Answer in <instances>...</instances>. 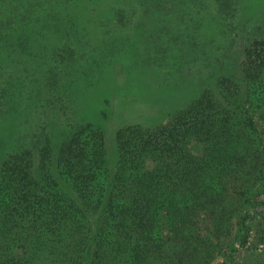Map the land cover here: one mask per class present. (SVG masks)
Wrapping results in <instances>:
<instances>
[{"label": "rangeland", "instance_id": "rangeland-1", "mask_svg": "<svg viewBox=\"0 0 264 264\" xmlns=\"http://www.w3.org/2000/svg\"><path fill=\"white\" fill-rule=\"evenodd\" d=\"M108 5L127 10L130 22L110 27ZM52 8V24L33 22L30 54L15 55L10 39L0 37V161L18 139L32 148L26 157L32 169L14 180L45 165L65 183L58 175L61 149L69 132L89 122L105 136L113 175L116 132L139 121L178 133L179 147L165 148L169 174L192 169L189 178L166 184L161 201L116 196L112 205L84 207L86 231H73L74 245L86 243L78 252L83 260L74 255L77 264H264V0H84ZM113 32L118 48L142 54L96 57L101 38ZM173 32L180 38L173 40ZM74 48L83 56L73 57ZM120 66L130 70L128 99L113 94ZM104 74L105 82L95 83ZM205 160L214 163V180L198 184L196 196V164ZM22 184L32 189L29 179ZM76 194L63 199L71 214H57L56 226L77 220L74 206H83V198ZM143 207L145 214H134ZM15 215L24 223L32 218ZM142 223L148 240L137 242ZM55 224L45 223L40 237H49ZM96 227L103 250L95 258L89 245ZM20 241L24 257L32 258L31 245Z\"/></svg>", "mask_w": 264, "mask_h": 264}, {"label": "trees", "instance_id": "trees-1", "mask_svg": "<svg viewBox=\"0 0 264 264\" xmlns=\"http://www.w3.org/2000/svg\"><path fill=\"white\" fill-rule=\"evenodd\" d=\"M70 1L81 4L84 0H0V4H3L2 10H0V24L5 25L3 29L6 32V35L0 37L7 36L10 39L15 55L30 54L32 48L29 43L32 37L31 31L34 30L32 28L33 22L36 23L38 19H41L43 22L48 21L47 23L52 24L47 12L53 9L55 3L62 5ZM5 7L8 9H4ZM115 8L112 5L106 7L111 13L110 19L107 18L110 27L121 22L123 18L130 22L131 17L128 16L127 10ZM37 11L38 15L41 13V16L33 18L32 14ZM16 31L19 33H15ZM173 35V40L180 38L175 32ZM115 36H117L116 33H110L109 38H101L104 46L96 57H128L131 55L136 57L142 54L140 49L133 51L128 50L129 47L118 48L114 43ZM170 40L171 38L168 41ZM128 43L132 42L129 41ZM92 52L96 54V52ZM71 55L73 57L83 56L75 48L71 51ZM93 56L95 55L89 57ZM150 63L161 64L159 61H151ZM105 72L108 73V71ZM129 72L130 70L124 66H120L115 72L114 78L117 86L114 88L113 94L116 92V96L121 93V97L128 99V94H131V91L125 89L124 86L131 84L130 79L126 78ZM105 77H109L108 74H104L102 77L97 76L95 83L102 84L105 82ZM136 97L141 99V96ZM109 101L110 98H107L103 102L109 104ZM103 115L105 114L103 113ZM196 123L198 122L193 123L192 126ZM182 126L184 125L182 124ZM167 132H170L168 136ZM67 136L70 140L67 139L61 149L62 155L65 157L62 159L61 172L58 173L67 180L65 183L49 171L51 168L48 170L45 165L40 166L35 174L29 170L33 175L31 178L25 177L21 180L19 178L14 180L13 175H18V173H23L31 168V161H26V157L28 153H32V148L23 147L19 143L20 139L11 148L8 158L0 161V264H77L74 255L84 251L86 243L84 241L81 243L80 240L78 243L82 244V247L74 245L75 233L73 231H79V233L86 231L84 228L86 214L81 215L84 207L87 209L89 204L94 205L93 208H98L101 204L112 205L117 199L116 196H122L124 201L134 200L136 203H148L147 200L161 201L166 195L165 186L167 183L176 184L177 178L187 179L189 178L188 174L192 172V169L176 172L177 177H174L173 173L169 174L165 168L168 159L166 146L170 144L172 148H175L182 143L179 141L176 130L167 131L165 126H151L146 122L139 121L118 129L116 145L119 152L117 155L119 165L115 175L112 174L106 157V141L101 130L94 128L89 122L80 125L78 129L69 132ZM45 143V146H49V139ZM172 156H176V152ZM177 157L180 158L179 153ZM24 161L25 163H23ZM213 165V161L208 160L197 162L196 168L200 172L195 174L194 178L197 179L192 185L195 189L193 194L196 196L200 193L198 184L205 183L207 180H214ZM218 171L225 175L222 168H218ZM33 178L37 180L34 181ZM26 179L31 182L32 189L25 188L22 184ZM116 179H118L117 182H115ZM116 186H120L122 189L117 191ZM5 189L10 193H4ZM75 193H77L76 196L83 198V206H74L76 209L74 216L77 217V220L73 218L71 221L70 218L62 225L56 226L57 214H71L63 199L72 198ZM145 211L146 209L143 207V209L134 211V214H145ZM14 212L20 216L27 212L32 216L31 221L24 223L22 219L16 217ZM125 213L126 211L122 210V216ZM45 218L50 220L45 222ZM45 223H54L55 227L53 231L48 233L49 237L43 239L40 236L45 231ZM100 230L97 227L94 229V235L89 245V249L94 252L95 258L103 250L102 242L98 236ZM145 232L144 224L140 232L134 236L137 242L143 241V239L148 240L144 237ZM88 236L89 234L85 233V239ZM20 240L31 245L32 258L24 257L25 254L19 248L24 243ZM65 245L68 247L67 251L61 249V246ZM88 252L90 254V251ZM138 253L136 254L138 255ZM79 257L83 260L82 255ZM91 260L93 261L94 258Z\"/></svg>", "mask_w": 264, "mask_h": 264}]
</instances>
